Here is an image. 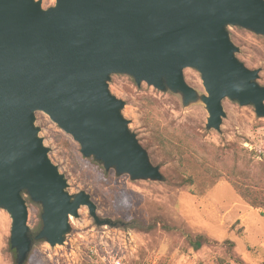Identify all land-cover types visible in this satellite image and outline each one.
I'll return each mask as SVG.
<instances>
[{"label":"water","instance_id":"95a60500","mask_svg":"<svg viewBox=\"0 0 264 264\" xmlns=\"http://www.w3.org/2000/svg\"><path fill=\"white\" fill-rule=\"evenodd\" d=\"M227 25L264 35V0H55L46 9L41 0H0V206L12 218L16 264L25 263L33 240L61 243L81 205L96 224L110 222L88 194L66 191L33 124L35 111L105 170L156 180L159 166L128 129L123 100L108 89L111 74L169 89L186 103L196 95L183 70L194 68L207 93L206 127L219 128L224 98L264 117L259 69L237 59ZM23 193L41 206L34 236Z\"/></svg>","mask_w":264,"mask_h":264},{"label":"rangeland","instance_id":"374dc122","mask_svg":"<svg viewBox=\"0 0 264 264\" xmlns=\"http://www.w3.org/2000/svg\"><path fill=\"white\" fill-rule=\"evenodd\" d=\"M54 2L41 0V6ZM226 30L237 59L259 69L256 81L264 86V35L237 25ZM183 76L196 95L186 103L179 93L144 81L137 85L126 74H111L107 81L110 93L124 102L121 114L128 129L159 166L161 180L105 170L93 157H84L79 144L47 114L35 111L33 124L66 180V191L88 194L99 218L110 222L96 224L81 205L77 216H69L63 241L51 246L33 240L24 264H217L219 259L264 264L262 209L251 206L231 182L264 193V117L251 104L224 98L219 128L206 127L202 96L207 93L200 73L184 68ZM167 140L187 148L164 147ZM180 151L179 161L171 154ZM204 168L219 177L212 178ZM181 176H190L193 183H180ZM23 198L26 225L34 236L40 230V205L26 193ZM11 227L9 212L0 206V264H16Z\"/></svg>","mask_w":264,"mask_h":264},{"label":"trees","instance_id":"16d2710c","mask_svg":"<svg viewBox=\"0 0 264 264\" xmlns=\"http://www.w3.org/2000/svg\"><path fill=\"white\" fill-rule=\"evenodd\" d=\"M177 145H181L184 147V150L187 148L186 145L181 144L180 142L176 143ZM176 144H172L171 142H169L168 140L164 143L162 142V145H164V147H167L169 149H171V146H173L175 149H179L178 146ZM183 151H180L178 153V155L176 156L175 154H171L173 156L174 159H178L179 161L181 160V155H182ZM98 162V161H97ZM100 163V162H99ZM98 163V164H99ZM101 164V163H100ZM99 164V165H100ZM264 165V163H263ZM103 166V165H102ZM205 171L207 173L211 172V177L216 179L219 177L218 172H212L209 168H204ZM181 182L180 183H187V184H192V178L190 176H181L180 177ZM231 182L233 183V185L235 186V188L237 189L238 193L253 207L255 208H261V214L264 217V193H259V192H255L253 189H248L246 186H239L235 181L233 182L231 180ZM30 199V198H29ZM40 213H41V206H40ZM40 217V214H39ZM41 226V220H40V225L39 228ZM231 244V242L229 243ZM232 245V244H231ZM197 246H199V244H197ZM217 264H229L228 262H225L224 260H217Z\"/></svg>","mask_w":264,"mask_h":264},{"label":"built area","instance_id":"2783aa9c","mask_svg":"<svg viewBox=\"0 0 264 264\" xmlns=\"http://www.w3.org/2000/svg\"><path fill=\"white\" fill-rule=\"evenodd\" d=\"M116 264H119V262L117 261Z\"/></svg>","mask_w":264,"mask_h":264},{"label":"crops","instance_id":"0c3cea01","mask_svg":"<svg viewBox=\"0 0 264 264\" xmlns=\"http://www.w3.org/2000/svg\"><path fill=\"white\" fill-rule=\"evenodd\" d=\"M263 248H264V245H263Z\"/></svg>","mask_w":264,"mask_h":264}]
</instances>
